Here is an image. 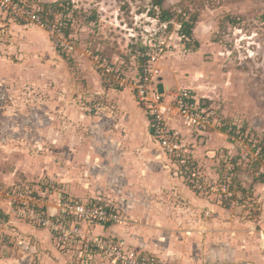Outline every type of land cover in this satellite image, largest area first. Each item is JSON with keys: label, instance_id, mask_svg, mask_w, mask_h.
Returning <instances> with one entry per match:
<instances>
[{"label": "rangeland", "instance_id": "rangeland-1", "mask_svg": "<svg viewBox=\"0 0 264 264\" xmlns=\"http://www.w3.org/2000/svg\"><path fill=\"white\" fill-rule=\"evenodd\" d=\"M41 1L56 7L57 17L47 29L0 11L1 194L28 184L65 193L59 181L64 176L80 187V178H90L94 167L90 159L76 160V146L94 149L97 138H104L96 131L114 130L120 133L115 143L128 139L131 147L137 138L156 144L152 137L149 141L134 90L133 56L145 45L161 80L208 95L215 112V121L201 135L193 133V141L181 131L191 142L206 187L194 190V196L228 205L230 197L221 188L233 178L229 192L238 199L240 188L247 187L244 198H250L243 204L257 213L264 202L258 188L264 184V0H161L160 6L158 0ZM165 14L170 18L163 20ZM183 23L190 25L188 36L181 33ZM55 26L65 28L63 46L51 36ZM196 73L201 79L195 82ZM213 131L224 135L221 145L207 142ZM166 159L170 173L186 181ZM79 164L85 166L81 174ZM101 198L117 204L129 225L121 202ZM173 202L181 206L184 200ZM234 205L232 215L244 217L245 209ZM0 209V264H112L80 245L62 251L53 237L39 235V227L11 213L3 197ZM249 216L245 222L256 215Z\"/></svg>", "mask_w": 264, "mask_h": 264}, {"label": "crops", "instance_id": "crops-1", "mask_svg": "<svg viewBox=\"0 0 264 264\" xmlns=\"http://www.w3.org/2000/svg\"><path fill=\"white\" fill-rule=\"evenodd\" d=\"M197 76L201 79V75L196 73L193 78L195 82L200 81L199 78L196 79ZM161 81L164 85L171 86L165 79ZM189 88L193 89V87ZM145 119L146 127L150 128V120L146 114ZM175 126L193 141V132L190 129L182 127L178 121ZM113 131L110 134L115 135ZM96 132L98 133H94L95 136L100 135L104 138H97L100 144L94 145V149H91L89 144L76 146L78 152L76 160L85 164L84 160L90 159L89 165L94 167L90 178H80L81 175L75 174L81 179V182L78 181L80 187L77 184L72 186L67 176H64L65 180H59L63 183V191L70 196L98 202H101L98 199L102 196L117 200L125 206L124 212L130 217L129 225L125 222L98 225L93 228L94 233L120 239L129 247L167 262L264 264V202H261L262 207L260 206L257 213L252 214L243 204L250 198L248 196L244 198L246 196L244 188L247 187L240 188L242 195L238 197L240 201L236 199L237 195H232L233 199L230 197L231 202L228 205L198 199L194 196L195 191L192 186L175 172L171 174L170 168L164 165L168 156L153 138L156 142L152 144L153 147L149 143L141 144L138 138L131 147L128 139L126 144L115 143L120 140V133L112 137L111 144L108 143L110 135L108 130ZM209 134L210 139L207 142H217L221 145L225 139L224 135L217 131ZM151 137L149 129V141ZM79 165L77 169L81 174L85 166ZM101 167L106 170H101ZM234 181L235 179L232 178L229 186H232ZM261 186L258 188L261 189L260 193L264 200L262 190L264 184ZM178 197L184 200L183 206L175 205L173 202V199ZM254 198L251 199L254 201L256 200ZM234 204L245 209L244 217L232 215L231 209L234 208ZM197 205H203L205 209L200 211L197 207H193ZM247 214L250 215L249 217L256 216L253 220L245 222ZM39 230H41L38 232L39 235L46 234L52 238L47 229L39 228Z\"/></svg>", "mask_w": 264, "mask_h": 264}, {"label": "built area", "instance_id": "built-area-1", "mask_svg": "<svg viewBox=\"0 0 264 264\" xmlns=\"http://www.w3.org/2000/svg\"><path fill=\"white\" fill-rule=\"evenodd\" d=\"M0 11L23 24L40 28H50L57 17L56 7L45 5L41 0H0ZM51 32L57 45L63 46L62 40L67 36L65 28L55 26ZM148 50L151 49L145 45L136 50L133 65L138 73L134 90L138 103L149 117L151 136L195 191L206 190L204 178L198 177L199 166L191 150V142L175 123L178 121L197 135L204 133L215 121L209 97L199 95L191 88L175 89L164 85L160 69L154 64L155 57ZM159 83L163 85L162 93L158 89ZM229 188V181L225 179L221 190L231 197ZM0 197L5 199L11 213L33 226L47 229L60 249L67 253L70 247L80 245L81 249L97 252L112 264H183L164 261L129 247L122 240L115 241L94 233L95 226L125 222L120 211L111 204L72 198L55 188L38 184L16 186L4 194L0 193Z\"/></svg>", "mask_w": 264, "mask_h": 264}, {"label": "trees", "instance_id": "trees-1", "mask_svg": "<svg viewBox=\"0 0 264 264\" xmlns=\"http://www.w3.org/2000/svg\"><path fill=\"white\" fill-rule=\"evenodd\" d=\"M155 5L160 6V5H161V0H158V1L155 3ZM169 18H170V16H169L168 14H165V17H163V20H167V19H169ZM182 26H184L183 32H181L182 35H183V36H188V35H190V25L187 24V23H183ZM182 28H183V27H182ZM181 31H182V30H181ZM260 180H261V181H264L263 178H261ZM242 192H243V190H242ZM0 216L2 217V213H1V212H0Z\"/></svg>", "mask_w": 264, "mask_h": 264}, {"label": "water", "instance_id": "water-1", "mask_svg": "<svg viewBox=\"0 0 264 264\" xmlns=\"http://www.w3.org/2000/svg\"><path fill=\"white\" fill-rule=\"evenodd\" d=\"M158 89H159V92H163V85H162V83H159L158 84Z\"/></svg>", "mask_w": 264, "mask_h": 264}]
</instances>
